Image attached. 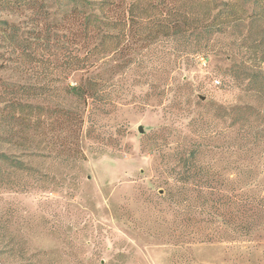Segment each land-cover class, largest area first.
Returning a JSON list of instances; mask_svg holds the SVG:
<instances>
[{
    "label": "rangeland",
    "instance_id": "1",
    "mask_svg": "<svg viewBox=\"0 0 264 264\" xmlns=\"http://www.w3.org/2000/svg\"><path fill=\"white\" fill-rule=\"evenodd\" d=\"M187 44L99 58L86 105L65 92L85 71L27 74L0 50L1 78L44 87L0 126L27 166L0 163V264H264V21Z\"/></svg>",
    "mask_w": 264,
    "mask_h": 264
},
{
    "label": "trees",
    "instance_id": "2",
    "mask_svg": "<svg viewBox=\"0 0 264 264\" xmlns=\"http://www.w3.org/2000/svg\"><path fill=\"white\" fill-rule=\"evenodd\" d=\"M1 11L22 18L0 20V50L8 55L3 62L6 68L15 66L28 74L35 67L54 64L67 79L85 71L86 76L68 84L65 92L86 105L103 98L97 78L90 76L99 58L112 55L110 61L116 62V68H129L144 48L156 42L180 46L186 42L198 53L196 46H208L212 36L225 34L228 28L263 22L264 0H0ZM190 36L195 41H190ZM36 89L44 87L0 77V126L23 120L32 108L29 100L38 95ZM248 109L232 110L237 123L245 119L242 116ZM71 114L72 123L81 128L83 116ZM257 116L263 117L260 112ZM261 132L264 139V129ZM194 157L196 152L185 158L186 162ZM0 163L27 168L24 161L4 152H0Z\"/></svg>",
    "mask_w": 264,
    "mask_h": 264
},
{
    "label": "water",
    "instance_id": "3",
    "mask_svg": "<svg viewBox=\"0 0 264 264\" xmlns=\"http://www.w3.org/2000/svg\"><path fill=\"white\" fill-rule=\"evenodd\" d=\"M139 130H140V132H143L144 131L143 127H140Z\"/></svg>",
    "mask_w": 264,
    "mask_h": 264
},
{
    "label": "built area",
    "instance_id": "4",
    "mask_svg": "<svg viewBox=\"0 0 264 264\" xmlns=\"http://www.w3.org/2000/svg\"><path fill=\"white\" fill-rule=\"evenodd\" d=\"M220 82L219 81H216V84H219Z\"/></svg>",
    "mask_w": 264,
    "mask_h": 264
}]
</instances>
